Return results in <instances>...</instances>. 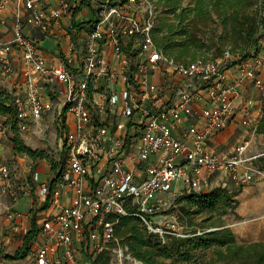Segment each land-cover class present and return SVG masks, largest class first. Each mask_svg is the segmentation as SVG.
Instances as JSON below:
<instances>
[{"label": "built area", "instance_id": "2783aa9c", "mask_svg": "<svg viewBox=\"0 0 264 264\" xmlns=\"http://www.w3.org/2000/svg\"><path fill=\"white\" fill-rule=\"evenodd\" d=\"M9 1L0 0V14ZM89 1L102 9L100 20L87 33L85 45L71 43L59 63L51 62L26 26L49 33L65 14L72 13V0H60L49 8L41 0H18L28 13L18 5L14 38L0 37L2 75L14 73L13 55L18 49L26 66V89L15 94L14 102L21 129H28L31 120L42 119L55 107L37 77L64 92L67 160L53 196L66 186L75 194L71 204L45 216L43 238L26 258L2 259L0 264H79V248L92 255L103 251V242L114 237L119 218L126 215L140 216L162 236H183L184 226L175 210L179 196L213 188L210 176L218 172L228 173L229 179L221 183L225 187H231V182L247 185L263 174L254 166H246L244 173L239 170L249 140L225 156L208 146L211 137L231 123L232 94L239 88V83L226 82L221 59L184 63L168 56L154 38L157 0H127L115 6L109 0ZM3 24L0 17V30ZM226 54L224 59L230 57V52ZM263 66L264 54L244 62L242 75L264 90ZM157 71L163 82L154 79ZM202 87L209 104L201 116L195 103L203 99ZM185 115L200 121L188 126L181 137L176 128ZM9 134V126L0 118V142ZM2 155L0 151V196L12 187L11 170ZM41 174L34 169L32 177L40 197L47 201L52 184ZM177 182H181L178 188Z\"/></svg>", "mask_w": 264, "mask_h": 264}, {"label": "trees", "instance_id": "16d2710c", "mask_svg": "<svg viewBox=\"0 0 264 264\" xmlns=\"http://www.w3.org/2000/svg\"><path fill=\"white\" fill-rule=\"evenodd\" d=\"M72 1L76 3L73 6L74 15H78L84 8H88L93 15V18L83 23L75 22V26L80 30L84 27H88L90 31L93 30L100 20L102 9L95 7L89 0ZM109 1L110 6L127 2V0ZM169 8L176 12V18L174 21H168L171 17L161 18L159 14L154 38L164 52L177 61L192 63L203 58L205 52L212 50L215 45L221 46L215 38L207 36L206 33L200 35L198 32V30H203L198 18L211 14L213 10L219 13L223 25V31L217 36L223 47L228 46L223 57L230 52V57L226 58L229 61L223 64L224 70L234 65L242 66L244 62L264 54V43L262 42L264 38V0H197L194 7H182L180 11L176 5ZM189 22L194 25L190 27ZM14 102L15 93L7 94L0 91V118L4 119L10 128L16 153L50 161L53 177L51 179L52 195L45 206L36 210L32 209L31 227L24 236L23 244L14 254L4 257L7 260L24 259L32 251L34 243L41 235L40 220L45 218V215L39 216V212L49 207L67 160L65 156V160L61 163L51 161L46 152L32 149L27 145L20 132L19 109ZM64 112H67V108ZM263 129L264 120L258 127V130ZM65 155H67L66 151ZM32 181L35 182L33 178ZM243 187L230 188L219 185L201 191H186L179 196L175 210L177 211V204L180 203V212L177 211V213L184 225L185 235L183 236L174 234L162 236L160 233L151 231L144 220L137 215L121 216L116 224L115 235L124 238L130 251L146 264H214L217 261L234 262L235 264H264L263 241L243 244L237 240L235 232L230 227H223L222 221L214 223L222 228L209 232L207 229L212 224H202L197 220L201 211L222 216L230 209H234L239 203L237 195ZM193 205H197L198 208L193 210ZM197 225L201 226L202 232L196 227ZM210 250L215 251L214 261H208ZM103 263L110 264V258ZM91 264L99 263L92 260Z\"/></svg>", "mask_w": 264, "mask_h": 264}, {"label": "crops", "instance_id": "0c3cea01", "mask_svg": "<svg viewBox=\"0 0 264 264\" xmlns=\"http://www.w3.org/2000/svg\"><path fill=\"white\" fill-rule=\"evenodd\" d=\"M41 1L45 8L57 6L60 2V0ZM72 3L73 6L76 5L75 2ZM18 5H20L24 13H28L24 4L21 5L18 0H10L0 14V17L4 20V24L0 30V37L5 41H10L14 38L15 15ZM91 18H93V15L88 8H84L78 15H74L73 10L72 13L65 14L61 23L49 33L43 32L41 28L32 27L31 25L26 26V31L31 34L33 38L40 41L42 50L48 55L51 62L59 63L65 57L71 43L76 44L77 47L85 45L84 43L86 42L87 33H89L90 30L88 27H84L80 30L75 26V22L80 24ZM13 56L15 71L12 75L3 76L0 68V86L7 85L11 91L13 89H18L16 92L13 90L15 94H18L23 93L26 89V66L23 61L22 52L19 49L14 52ZM225 71L226 82L228 84L239 83L238 91L232 94L235 105V114L227 128L216 132L211 137L208 146L214 152L225 156L229 154L230 151L235 150L246 139L249 140V144L243 153L246 161L245 164L240 165L239 170L241 173H244L246 166H254L260 169L264 175V129L258 130L260 123L264 120V90L256 85L254 79L243 77L242 66L234 65L227 68ZM260 74L264 76V66L260 69ZM37 79L40 84H44L43 87L51 94V96L56 95L62 99L64 92L61 89L57 88L56 90L54 85L45 83L41 77H37ZM154 79L157 82L164 81V76L161 71L155 73ZM201 93L203 99L195 103V109L198 114L202 116L205 114L209 102L207 91L203 89V87ZM64 110L65 109L61 107V112H64ZM64 113L66 114V112ZM246 119L249 120V124L247 125L244 124V120ZM198 121H200V117H190L185 115V119L176 128L177 135L184 137V132L188 126ZM7 138L8 136L4 139L7 140ZM4 139H2V141ZM2 141L0 142V151L4 155L5 147ZM39 170L43 171V177L50 178L46 176L45 168ZM258 176L259 175H257V177ZM210 178L213 187L219 186L223 180L229 179L227 172L215 173L214 175H211ZM175 186L176 188L180 187L181 182H177ZM230 186V188L239 187L233 182H231ZM246 187L247 186L244 185L243 189ZM3 195L0 196V258L5 259L4 257L9 254H14L17 249L22 246L26 230L31 227V219L30 214L28 213H24V215L22 213L21 216H17L11 210L8 212L2 206ZM74 199L75 194L71 187L66 186L59 189L52 197L49 207L42 212H39V216H47L52 213H57L62 206L71 204ZM47 201L40 197L37 190L35 202L38 204V208L45 206ZM19 203H17V205ZM40 222L42 223V220H40ZM16 226L20 227L19 231L16 230ZM42 238L43 236L40 235L39 239L41 240ZM255 241L264 242V238H256ZM83 256L84 255L81 256V259L85 262Z\"/></svg>", "mask_w": 264, "mask_h": 264}, {"label": "rangeland", "instance_id": "374dc122", "mask_svg": "<svg viewBox=\"0 0 264 264\" xmlns=\"http://www.w3.org/2000/svg\"><path fill=\"white\" fill-rule=\"evenodd\" d=\"M158 11L161 18H170L168 21L175 20V11L170 6H178V11L182 7H194L197 0H157ZM160 18V19H161ZM164 18V19H165ZM199 25L203 30H198L200 35L206 33L207 36L215 38L219 45L214 46L212 50L205 52V59H221L223 64H227L229 60L224 59V51L228 48L227 45H222L218 34L223 31V25L217 11H212L211 14L201 16ZM194 24L189 22V26ZM14 90V89H13ZM11 91L7 85H1L0 91L4 93H14L18 89ZM52 100L55 102V107L46 112L42 119L31 120L28 129H21V135L25 142L32 149H40L46 152L51 161L61 163L65 160V151L63 146V126L65 113L61 112L62 99L56 95H52ZM63 113V114H61ZM5 147V154L2 155L4 160L11 170V185L12 187L3 195L2 206L9 212L30 214L32 221V209H39L35 202L38 185L32 181V172L34 169H44L46 176L52 179V170L50 161L44 159H34L31 156L19 155L16 153L11 133L7 140L2 141ZM29 165V166H28ZM63 165V164H62ZM32 166V167H31ZM28 167V168H27ZM31 168V169H29ZM43 173V171H40ZM43 177L44 175L41 174ZM238 195L239 203L234 209L223 214H211L208 211H201L197 220L202 224H212L207 231L212 229H220L214 225L215 222H221L223 227H230L236 234L237 240L240 243L248 244L254 242L256 238H264V175L260 174L256 180L246 185ZM20 202V203H19ZM31 202V203H30ZM17 203H19L17 205ZM187 203V202H186ZM185 204V203H183ZM197 205H193L192 209H197ZM177 211L180 212V203L177 204ZM144 224H142L143 226ZM184 226V225H183ZM201 231V226L197 225ZM152 231V230H151ZM105 249L99 253H94V257L90 252H87L84 247L79 248L80 261L79 264H91V261H97L99 264L110 258V264H146L139 260L129 249L124 238L114 237L104 241ZM85 262L81 259V256ZM216 254L214 250L208 252V261H214ZM214 264H235L234 262L217 261Z\"/></svg>", "mask_w": 264, "mask_h": 264}, {"label": "water", "instance_id": "95a60500", "mask_svg": "<svg viewBox=\"0 0 264 264\" xmlns=\"http://www.w3.org/2000/svg\"><path fill=\"white\" fill-rule=\"evenodd\" d=\"M216 229H212V230H210L209 232H213V231H215Z\"/></svg>", "mask_w": 264, "mask_h": 264}]
</instances>
